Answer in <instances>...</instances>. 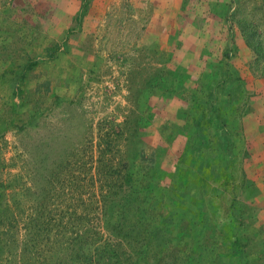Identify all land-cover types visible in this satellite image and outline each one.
Listing matches in <instances>:
<instances>
[{"label":"rangeland","instance_id":"374dc122","mask_svg":"<svg viewBox=\"0 0 264 264\" xmlns=\"http://www.w3.org/2000/svg\"><path fill=\"white\" fill-rule=\"evenodd\" d=\"M0 264H264V0H0Z\"/></svg>","mask_w":264,"mask_h":264},{"label":"trees","instance_id":"16d2710c","mask_svg":"<svg viewBox=\"0 0 264 264\" xmlns=\"http://www.w3.org/2000/svg\"><path fill=\"white\" fill-rule=\"evenodd\" d=\"M88 7V0H82V9L86 11Z\"/></svg>","mask_w":264,"mask_h":264}]
</instances>
